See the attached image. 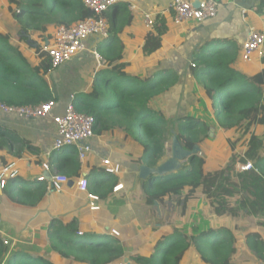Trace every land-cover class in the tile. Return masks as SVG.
<instances>
[{
    "label": "trees",
    "instance_id": "16d2710c",
    "mask_svg": "<svg viewBox=\"0 0 264 264\" xmlns=\"http://www.w3.org/2000/svg\"><path fill=\"white\" fill-rule=\"evenodd\" d=\"M5 3L20 24L16 38L27 42L39 60L32 62L22 47L12 44L11 33L0 31V102L27 105L48 101L53 98V91L45 75L52 70V64L42 43L53 41L56 27L72 25L94 14L83 0H5ZM168 22L164 16H155V27L145 35V55H152L163 47L170 29ZM122 23L121 17H111L110 29L116 32ZM208 43L194 54L190 68L230 149L222 152L208 142L210 123L201 117L191 114L179 117L176 121L179 142L187 150L199 145L200 153L190 156L188 164L176 172L148 178L146 202L162 204L167 197L181 196L177 205L186 207L190 201L204 196L216 215L238 213L240 209L264 218V69L254 74L243 73L235 66L240 49L237 44L224 41L226 48L206 51ZM113 47V43L100 47L107 67L97 72L91 92L74 99L75 108L96 118L95 131L110 121L119 122L126 135L142 147V164L156 166L166 153L169 120L155 103L178 86L181 76L174 70L158 68L146 78L131 69L123 54L110 57ZM5 131L0 126V149L20 150L22 140L16 135L3 138ZM66 150L70 154L60 158L57 170L68 177H78L80 159L76 148L71 146ZM217 155L221 157L218 161L214 159ZM222 155H228L225 163L219 162ZM239 162H251L253 169L238 172ZM113 177L105 178L115 182ZM16 178L8 181L5 189L8 196L18 204L38 205L48 183L37 180L31 184H15ZM105 178L94 185L95 192L101 196L109 192L103 189ZM260 224L264 228V220ZM194 231L189 235L176 228L155 242L149 256L137 254L133 259L138 264H182L194 249L204 264H236L234 259L243 238L240 233L223 223L207 229L194 227ZM93 235L81 233L76 222L64 224L54 219L48 239L52 249L63 257L85 264H117L123 260L125 248L120 240L109 234ZM244 239L245 245L254 252L255 262L264 263V235L252 230ZM0 264L55 263L38 254L10 248L0 235Z\"/></svg>",
    "mask_w": 264,
    "mask_h": 264
},
{
    "label": "crops",
    "instance_id": "0c3cea01",
    "mask_svg": "<svg viewBox=\"0 0 264 264\" xmlns=\"http://www.w3.org/2000/svg\"><path fill=\"white\" fill-rule=\"evenodd\" d=\"M194 2L197 4L199 0ZM219 2V13L215 18L200 23L189 21L178 26L170 21L171 0H115L113 12L107 13L106 17L109 28L112 26L111 17H121L123 23L120 28L116 32L110 29V36L107 39L97 40L90 37L86 51L75 55L45 75L53 91L52 99L57 103L53 114H61L65 111L71 95H74L75 99L80 94L92 91L97 72L107 67V65L99 66L94 53L100 54V47L110 43L114 44L110 57L123 54L124 60L131 63V69L146 78L158 68L171 69L179 73L180 82L195 84L190 68L192 58L208 41L206 51L226 48L224 41L237 44L240 49L235 66L241 72L254 74L263 70L264 47L261 52L254 54L251 61H245L241 57V47L248 37L250 28L254 27L264 32V6H262L264 0H219ZM2 3L6 5L5 0H2ZM132 5H137V8L132 9ZM145 10L153 11L156 16H164L170 24L163 47L149 56L143 52L147 32L142 14ZM16 22L15 29H5L0 24V31L11 33L14 37L11 40L12 44L22 47L27 57L35 63L39 60L35 50L29 47L27 42L16 38L20 31V24L17 20ZM30 35L33 39L32 32ZM169 94L159 98L155 107L168 115V120L171 121L175 116V110H168V104L172 106L173 98L177 96L176 99H179L180 95ZM89 100L95 101L93 98ZM200 100L206 102L203 93L200 95ZM0 126L6 130L3 138L16 135L22 140L20 150L0 149V164H15L14 167L18 170L19 178H16L14 183L31 184L40 179L48 183L43 200L36 206L18 204L8 196L6 190H0V235L2 239L8 240L10 248L33 255L38 254L55 264H66V262L85 264L73 258L63 257L50 246L48 239L50 225L54 219H58L64 224L76 222L82 231L94 234L93 236L114 235L112 231L116 230L117 234L114 236L124 244L125 248V256L120 262H126V259H129L127 258L129 252L139 251L135 249L144 244L146 248L152 245L144 255L149 256L153 252V245L158 236L165 234H160L159 229L163 227L165 207L168 205V209L171 210L174 205L169 203L173 197L165 198L162 204L159 201L153 204L146 202L145 187L148 178L139 175L142 147L132 137L126 135V132L120 128L119 122L110 121L105 127L97 128L91 140L92 151L85 161H80L79 176L75 178L67 176L69 180L60 190L53 188L52 180L58 173L65 175L57 170V164L61 157L70 152L66 149L60 152L53 150L56 125L52 115L26 120L0 110ZM22 149L25 151L24 155H20ZM105 159H110L114 164L119 165V172L110 173L102 168L101 163ZM44 163L49 164V169L43 167ZM107 175L114 176L115 182L106 179ZM82 176L90 180V187L86 192L78 188V181ZM104 178L106 181L103 183V189L109 192L101 196L100 192H95L94 185ZM118 185L120 186L115 188ZM90 194L101 197L94 202ZM93 205L99 208L93 209ZM169 222L167 227L173 223Z\"/></svg>",
    "mask_w": 264,
    "mask_h": 264
},
{
    "label": "built area",
    "instance_id": "2783aa9c",
    "mask_svg": "<svg viewBox=\"0 0 264 264\" xmlns=\"http://www.w3.org/2000/svg\"><path fill=\"white\" fill-rule=\"evenodd\" d=\"M87 9L94 15L78 21L72 25L62 24L55 28L53 32V41L42 43V48L48 53L52 64V69H56L65 62L69 61L75 55L84 52L88 48V39H107L110 36L109 21L106 17L108 9L113 7L115 0H83ZM219 0H199L196 4L194 0H171L169 8L172 11L173 22L181 26L189 21L198 23L205 20L215 18L219 13ZM132 9H136L137 5H132ZM143 24L146 31H150L155 27V13L150 10L142 11ZM264 47V32L256 28H250L248 37L241 47V57L245 61H251L255 53L261 52ZM98 59L99 66H105L106 59L98 52L94 53ZM56 101L50 99L38 104L16 105L0 102V110L5 113L16 115L20 118L31 120L36 118H44L51 116L56 125V135L53 141V150L60 152L66 147H75L80 161H85L88 154L92 151L91 140L95 136L96 118L91 114L78 112L74 105V95H71V100L61 114H53L56 107ZM22 149L20 155H24ZM15 164L1 165L0 164V187L6 189L8 181L16 178L18 170L15 169ZM43 167L49 169V164L44 163ZM101 167L110 173H118L120 166L114 164L110 159H105L101 163ZM237 171L243 172L253 169L251 162H239ZM42 178V177H41ZM42 180V179H40ZM69 178L66 175L56 174L53 177L52 185L56 190L68 182ZM89 181L87 177H81L78 181L80 191L88 190ZM120 185L116 186L118 188ZM91 199L95 202L99 197L90 194ZM93 209H98L99 206L93 205ZM115 234L117 232L113 230ZM4 242L9 243L4 239ZM119 264H124L120 262Z\"/></svg>",
    "mask_w": 264,
    "mask_h": 264
},
{
    "label": "rangeland",
    "instance_id": "374dc122",
    "mask_svg": "<svg viewBox=\"0 0 264 264\" xmlns=\"http://www.w3.org/2000/svg\"><path fill=\"white\" fill-rule=\"evenodd\" d=\"M107 12L109 14L112 13L113 7H110ZM0 24L5 29H15L17 27L16 19L14 20V17L8 13V8L4 3H2V0H0ZM35 38L36 36L33 35V39ZM190 87H192L191 90ZM173 88L174 89H172L169 92L170 93L169 95H180V96L179 99H176L177 96L173 98L172 101L174 102L172 106L168 104V110H175L174 112L175 116H173L171 121H169L168 123V129H167L168 140L165 143L166 153L159 163H162L173 156L172 153L173 136L174 134L177 135L178 132L176 121L179 117L188 114L198 115V117H201L204 121L210 123L211 132H210V139L208 141L210 144L215 145L216 146L215 148L221 149L222 152L227 149L229 150L230 148L227 147V143L224 139V134L216 123L215 117L213 115V109H211L210 106L208 107L206 102L200 100V95L202 94L200 86L197 85L196 83L191 85V84H185L184 82L183 83L179 82L178 86H175ZM198 153H200V151H198ZM222 156H223L222 161L219 162L225 163L228 159V155L227 157L225 155ZM220 158H221L220 155H217V157H215L214 159L218 161L220 160ZM188 160L189 157L180 158L179 159L180 166L177 168L175 167V169L170 173L176 172L181 168H183L185 165L188 164ZM0 190L3 191L5 189H2L0 187ZM172 197L173 199H171L169 203H173L174 205H172L171 210L168 209V205L167 207H165V215L163 218L164 221L162 223L163 227H160L159 229L160 234L161 233H165V234L158 236V239L172 234L174 229L176 228L181 230L182 232H186L189 235H193L195 233L194 227H197L199 229H207L210 226H217L219 223H223V225H226L232 230L237 231L238 233H240V236L243 237L239 241V253L236 256V259H234L236 261V264H264L262 262L260 263L255 262L256 257L254 256V252L249 247H247L244 242L245 240L244 236L249 231L257 230L259 231V233H262L264 235V228L260 224V220L261 219L264 220V218L254 217L253 215L249 214L247 211H243L240 209L238 210V213H227L223 216L216 215L212 207L210 206L208 200L204 196L195 199L193 201H190L186 207H184L183 204L177 205V201L182 199L181 196H172ZM153 208L154 207H152V209ZM168 219L169 220L171 219L170 222L173 223L169 224V226L167 227V224L169 222ZM82 232L84 231L81 230V233ZM112 233L115 235L113 231ZM150 246L152 245L150 244L149 248H146L144 244L142 246H139L138 249H135L139 251H134L133 253L129 252L130 254L128 253L129 255H127V258L129 259H126L127 261L123 263L138 264L137 262L134 261L133 257L136 256L137 254H146L150 249ZM130 248H132V244H130ZM66 264H71V262H66ZM182 264H204V263L200 261L197 252H195L194 249H191L188 252V254L185 256Z\"/></svg>",
    "mask_w": 264,
    "mask_h": 264
},
{
    "label": "water",
    "instance_id": "95a60500",
    "mask_svg": "<svg viewBox=\"0 0 264 264\" xmlns=\"http://www.w3.org/2000/svg\"><path fill=\"white\" fill-rule=\"evenodd\" d=\"M200 150L201 148L199 147V145H195L192 150L185 149L179 142L177 135L174 134L172 142L173 156L156 166H147L145 164H142L140 166L139 175L140 177L145 179L155 175L165 176L173 171L175 167L177 168L180 166V158L190 157L198 153V151Z\"/></svg>",
    "mask_w": 264,
    "mask_h": 264
}]
</instances>
